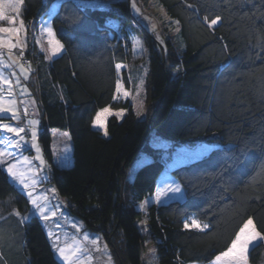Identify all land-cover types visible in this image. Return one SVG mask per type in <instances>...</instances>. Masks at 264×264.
I'll list each match as a JSON object with an SVG mask.
<instances>
[{
	"label": "trees",
	"instance_id": "1",
	"mask_svg": "<svg viewBox=\"0 0 264 264\" xmlns=\"http://www.w3.org/2000/svg\"><path fill=\"white\" fill-rule=\"evenodd\" d=\"M154 1L179 31L161 44L135 28L149 52L147 113L139 120L128 101L113 99L115 65L130 61L129 30L136 26L129 0H108L103 9L85 0H23L28 34L57 4L49 23L64 46L50 62L34 39L24 52L22 65L31 63L38 78V141L51 166L48 183L66 201L67 215L108 245L115 264H143L145 239L157 264H212L248 218L264 238V0ZM121 80L129 90L126 71ZM104 107L125 112L121 120L107 119L108 136L93 129ZM54 131L70 141L64 168L53 163ZM152 135L207 153L169 171L182 196L150 204L142 236L136 207L156 194L165 169L163 152L149 146ZM137 159L142 166L129 181ZM192 219L209 228H193ZM245 255V264H264V239ZM0 264H62L42 220L1 167Z\"/></svg>",
	"mask_w": 264,
	"mask_h": 264
},
{
	"label": "rangeland",
	"instance_id": "2",
	"mask_svg": "<svg viewBox=\"0 0 264 264\" xmlns=\"http://www.w3.org/2000/svg\"><path fill=\"white\" fill-rule=\"evenodd\" d=\"M85 1L86 5L88 6L96 7V9H103L105 5L102 4L107 2L108 0ZM156 4L157 3L154 0H129V12L136 26L129 30V38L131 43L130 61L126 64H122L120 72H117V81H119L121 85V93L116 94L118 95V99H116L115 101H128L135 116L139 120L144 119L147 113L146 99L148 96V91L146 88V79L149 66V52L148 48L145 45V42L137 34L135 28L139 27V29H143L159 43H163L165 37H168L171 40L172 37L177 36L176 31L178 28L176 26V22L170 19L165 11ZM56 7L57 4L53 5L45 14L46 16L41 19V24L36 25V27L38 28L37 33H34L33 30H31L29 31V34L27 33L28 31L25 25L23 28H20V21L22 20L21 14L12 13L9 10L8 13L12 14L16 20V24L13 26L17 27L19 29V32L17 34L11 35L7 33H0V38L10 40L11 43L17 45L13 48H9L7 45L0 47V77H2V79H0V100H3L5 104H8L9 101H13V111H16L17 116L20 118L19 120H16L11 118V113H0V116L4 117L2 120H0V125L9 124L13 127H25V132L21 133V135L25 137V142L30 145L31 129L27 126V122L31 119L39 120V124L36 126V128L38 133L37 144L39 145L40 149L41 146L38 141L40 134V116L38 115V101L37 97L35 96V93H37L36 82H34V80L38 81V78H35V76H33L34 71L32 68V64L30 63L29 65L23 66L22 60H24V52L26 50H30L29 48H26V46L30 44L29 42H31V39H34L36 41V47L38 48V51L43 54L45 61L47 62H50L52 59L59 57L63 52L62 49L60 53H57L56 55L52 54L51 45H49L48 43L49 37L46 31L48 27H51L49 21ZM6 27L9 26L7 25ZM18 41H21L22 43H18ZM21 52H23V55H21ZM24 62L27 63L28 60H24ZM122 71H126L127 78L130 84L129 90H126L123 86L121 80ZM141 80L143 81L142 90L140 84ZM123 92H127L128 96L124 97L122 95ZM141 100L143 102L144 111L138 117L136 115V105ZM28 108L33 112V114H30L28 112ZM110 110L112 112L120 111L112 109ZM24 114L25 116H23ZM117 120H121V118H117ZM93 129H96L103 133V130L97 127L93 126ZM0 132V148H2L6 152L14 151L16 154V159L13 160L12 163L17 164V167L21 170H25L31 167L36 172L35 178L42 181L41 183L36 184L34 188L30 187L29 189H24L18 180L9 177L6 170L7 165L2 166V169L7 174L9 181L27 198L30 213L35 214L39 219H43V217H41L39 213L35 211V208L31 203V198L28 197L27 192L31 191L33 193L32 198L40 197L41 202H43V197H47V202L49 203L51 210L47 212L49 219H43L42 224L47 237L50 239V243H52L51 247L56 253L55 255L57 260L60 262L62 261L64 264H69L68 261H65L63 259V255L59 252V248H65V255L70 254L71 252H76V255L73 256V261L75 262V264H115L111 249L104 241L99 238L98 235L86 231H84L83 233L81 231L74 232V221L67 215L64 206V203L66 201L64 199L58 198L53 185H50V183H48L51 166L45 159L42 149L39 155L44 161L43 165H41L40 161L36 159L37 153L35 149L31 147H21L20 149H15L14 145L8 143V139L11 136L13 139L19 140V137H17L14 133H6L2 127H0ZM52 137V150L54 151L55 156V158L53 159V163L58 167H67L68 165H70V163L68 162V156L70 155L68 147L71 151L68 135L66 133L54 131L52 133ZM171 145L172 143L158 138L156 135H152L149 141V146L152 149L163 152L162 158L165 161V169L159 178L156 194L150 198H147V200H145L141 204H138L136 207L137 211L141 213V219L137 223V227L139 233L142 236H146L147 234L146 223H144L147 207L152 203L159 204L160 202H164L171 198L180 199L182 196V189L180 188V193L167 191L159 201L156 199L157 193L165 190L166 186L179 185L178 182L170 175L169 171L175 169L176 167H179L180 165H185L186 163L194 161L192 159H196L197 157L204 155V153L207 151L206 147L195 148V146L189 145ZM25 157H27L28 161L31 162L30 164L25 163ZM142 160L145 161V158L142 157ZM142 160L137 159L136 161H134V163L128 170L127 177L129 181L131 180L134 172L140 166H142ZM44 177H47V179H44ZM141 205H143V207H141ZM53 212L56 213L54 216L52 215ZM29 215L30 214H26L24 217H28ZM76 223L80 222L75 221V224ZM93 240H95L96 242L93 243ZM145 240V247L142 256L144 262L143 264H157L155 248L153 244L148 243L147 239ZM77 249H79V251H76ZM77 257H79V259H77Z\"/></svg>",
	"mask_w": 264,
	"mask_h": 264
},
{
	"label": "snow or ice",
	"instance_id": "3",
	"mask_svg": "<svg viewBox=\"0 0 264 264\" xmlns=\"http://www.w3.org/2000/svg\"><path fill=\"white\" fill-rule=\"evenodd\" d=\"M23 4V0H0V21H7L11 25H15L16 20L14 16L9 15V10L12 13L19 14L21 5ZM207 20V17L205 18ZM220 20V17L217 16L215 19H211L210 22L207 24L209 28H212L213 26H216L218 21ZM24 27L23 20L20 21V28ZM47 35L49 37L48 43L51 45V52L53 55H56L57 53H60L63 49V44L55 38V33L53 32L51 27H48L46 29ZM179 31V29H177ZM19 32V29L15 26L12 27H0V33H7L9 35L11 34H17ZM18 43H22L21 41H18ZM162 43V42H161ZM7 45L9 48L16 47V44L11 43L10 40H5L3 38H0V47H3ZM21 55H23V52H21ZM116 71L119 73L121 70V65L117 64L115 65ZM2 79V77H0ZM141 90L143 89V81L141 80ZM116 94L121 93V85L119 81H117L116 84ZM122 95L124 97L128 96L127 92H123ZM113 99H118V95H114ZM14 108V102L9 101L8 104H5L3 100H0V113H11V118L19 120L20 118L17 116L16 111H13ZM144 111V106L142 100L139 101L136 105V115L139 117ZM124 110H120L117 112H112L109 107H104L100 111L97 112L94 121L93 126L97 127L101 130H103L104 136H108V131L106 128V119L109 116H115L118 119L122 118L124 116ZM4 117L0 116V120H2ZM39 124V120L37 119H31L28 120L27 126L31 129V143L30 145L25 142V137L21 135V133L25 132V127L23 126H16L13 127L9 124H3L0 125V127L3 128V130L6 133H14L17 137H19V140L13 139L11 136L8 139V143L11 145H14L15 149H20L21 147L28 148L31 147L35 149L37 156L36 159L40 161L41 165H43L44 161L40 157L39 153L41 152V149L39 145L37 144V128L36 126ZM16 159V154L14 151L6 152L2 148H0V166L7 165V173L10 178H14L15 180H18L19 183L23 186L24 189L34 188L36 184L41 183V180H37L36 172L29 167L28 169L21 170L17 167V164L12 163L13 160ZM25 163L30 164L31 162L28 161V158H24ZM44 179H47V177H44ZM171 191L173 193H180L181 189L179 185H168L166 186L165 190L158 192L156 199L159 201L160 198L165 194V192ZM27 195L29 198H31V203L35 208V211L39 213L41 217H43L44 220H48L49 216L47 214L48 211H50L49 203L47 202V197H43V202H41V198H32L33 193L31 191L27 192ZM143 207V205H141ZM18 216L20 215L19 212L16 213ZM56 213L53 212L52 215L54 216ZM24 221L28 219V217L22 218ZM146 223V221L144 222ZM191 226L196 229H202L206 230L209 228V225L207 223H204L201 225L198 223L196 219L191 220ZM189 224L185 223L184 228H188ZM259 239H264L261 237V233L258 232L254 226V221L252 218H248L246 221L243 222L242 227L239 228V230L235 233L234 239L231 240V246L228 248L227 251L221 252L220 255L215 256L214 262L212 264H245L246 259V253L249 250L250 245H254L255 242ZM93 243L96 241L93 240ZM55 245V241H54ZM76 251H79L77 249ZM60 254L63 255V259L65 261H68L69 264H75L73 261V256L76 255V252H71L70 254L65 255L66 252L65 248H59ZM79 259V257H77Z\"/></svg>",
	"mask_w": 264,
	"mask_h": 264
},
{
	"label": "crops",
	"instance_id": "4",
	"mask_svg": "<svg viewBox=\"0 0 264 264\" xmlns=\"http://www.w3.org/2000/svg\"><path fill=\"white\" fill-rule=\"evenodd\" d=\"M23 108V107H22ZM23 112V111H22ZM28 112L30 113V114H33V112L32 111H30V109L28 108ZM23 116H25V114L23 115ZM30 117H32V116H30ZM98 131V130H97ZM99 132H101V131H99ZM102 133V132H101ZM52 145H53V140H52ZM68 151H69V153H70V149H69V147H68ZM207 153V151L204 153V155ZM68 162L70 163V155L68 156ZM1 168H2V166H0ZM67 203L65 202L64 203V206H65V208H66V205ZM41 220H43V219H41ZM74 222H73V229H74V232H78V231H81L82 233L84 232L83 231V226H82V224H80V223H76L75 224V221L76 220H73ZM49 239V238H48ZM50 240V239H49ZM52 244V243H51ZM56 254V253H55ZM62 262V261H61ZM62 264H64L63 262H62Z\"/></svg>",
	"mask_w": 264,
	"mask_h": 264
}]
</instances>
